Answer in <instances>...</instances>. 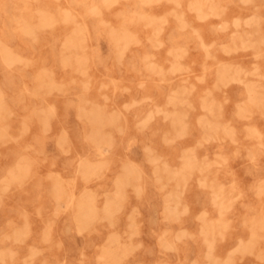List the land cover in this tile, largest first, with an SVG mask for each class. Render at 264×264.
Listing matches in <instances>:
<instances>
[{"label":"rangeland","instance_id":"1","mask_svg":"<svg viewBox=\"0 0 264 264\" xmlns=\"http://www.w3.org/2000/svg\"><path fill=\"white\" fill-rule=\"evenodd\" d=\"M0 44V264H264V0H0Z\"/></svg>","mask_w":264,"mask_h":264},{"label":"bare ground","instance_id":"2","mask_svg":"<svg viewBox=\"0 0 264 264\" xmlns=\"http://www.w3.org/2000/svg\"><path fill=\"white\" fill-rule=\"evenodd\" d=\"M252 1H253V0H252ZM206 14H207V13H206ZM41 16H42V15H41ZM63 19H64V18H63ZM186 23H187V22H186ZM225 26H227V25H225ZM225 26H224V27H225ZM37 28H38V27H37ZM39 28H41V27H39ZM26 29L28 30V28H26ZM223 29H224V28H223ZM29 31H30V30H29ZM27 33H28V31H27ZM29 33H32V32L30 31ZM31 35H32V34H31ZM120 38H121V37H120ZM130 38H131V37H130ZM73 41H74V40H73ZM158 41H159V40H158ZM3 44H4V43H3ZM3 44H0V45H2L0 48H2V47L4 46V48H2V49H5L6 44H5V45H3ZM102 46H104V45H102ZM105 46H106V45H105ZM210 46H211V45H210ZM7 48H9V47H7ZM101 48H102V47H101ZM2 49H1V51L3 52ZM6 50H7V49H6ZM9 50H10V48H9L8 51L5 52V53L8 54ZM105 50H106V49H105ZM178 50H179V49H178ZM4 51H5V50H4ZM11 51H12V50H11ZM5 53H4V54H5ZM9 53H10V52H9ZM12 53H13V52H12ZM2 54H3V53H2ZM13 54H15V53H13ZM13 54H11V55H13ZM8 55H9V54H8ZM2 56H4V55H2ZM9 56H10V55H9ZM9 56L6 55V57H9ZM13 57H14V56H13ZM24 58H25V57H24ZM3 59H4V58H3ZM5 59H7V58H5ZM19 59H21V58H19ZM118 59H119V58H118V56H117V60H118ZM27 60H28V59H27ZM29 60H30V59H29ZM29 60H28V61H29ZM120 60H121V59H120ZM120 60H118V61H120ZM69 61H70V60H69ZM23 62H25V60H23ZM27 64H28V63H27ZM9 66H10V64H9ZM24 67H25V64H24ZM10 69H11V68H10ZM228 79H229V78H228ZM50 80H51V79H50ZM51 82H52V80H51ZM40 83H41V82H40ZM45 84H46V83H45ZM48 84H49V83H48ZM46 85H47V84H46ZM42 86H43V85H42ZM44 86H45V85H44ZM45 87L47 88V86H45ZM36 88H37V87H36ZM48 88H49V87H48ZM34 89H35V88H34ZM38 89H40V88H38ZM43 89H44V88H43ZM47 90H49V89H47ZM53 90H54V88H53ZM45 92H46V91H45ZM47 93H48V92H47ZM0 96H1V95H0ZM1 98H3V96H1ZM159 111H160V110H159ZM100 114H101V111H100ZM102 114H103V111H102ZM102 114H101V116H104V115H102ZM114 115H115V114H114ZM99 116H100V115H99ZM101 116H100V118H101ZM148 116H149V115H148ZM94 117H95V119H96V116H94ZM105 117H106V116H105ZM110 117H111V116H110ZM117 117H118V116H117ZM100 118H99V119H100ZM107 118H108V117H107ZM107 118H106V120H107ZM112 119H113V118H112ZM91 120H92V119H91ZM102 120H103V121H102L101 124H103L104 121H105V120H104V117H103ZM109 120H110V119H109ZM116 120H117V119H116ZM50 122H51V120H50ZM105 122H107V121H105ZM113 122H114V119H113ZM118 122H119V120H118ZM98 123H99V122H98ZM94 124H95V123H94ZM96 124H97V123H96ZM99 124H100V123H99ZM99 124H97V125H99ZM111 124H112V123H111ZM111 124H110V125H111ZM110 125L106 124V128H107V126L111 127ZM118 125H119V124H118ZM101 126H102V125H101ZM113 126H114V125H113ZM95 127H96V125H95ZM116 127H119V126H116ZM121 127H122V126H121ZM121 127H119L117 130H119V129L121 130ZM96 128H97V127H96ZM114 128H115V127H114ZM94 130H95V129H94ZM94 130H93V131H94ZM115 130H116V129H115ZM120 130H119V131H120ZM47 131H50V130H47ZM95 131H96V130H95ZM97 131L100 133V130H97ZM123 131H124V130H123ZM104 132H105V131H104ZM120 132H121V131H120ZM94 133H95V132H94ZM99 133H98V134H99ZM117 133H118V132H117ZM123 133H124V132H123ZM91 134H92V133H91ZM99 135H100V134H99ZM186 135H187V134H186ZM94 136H97V135H94ZM103 136H105V135H103ZM98 137H99V136H97V137H95V138H94V137H90V138H94L93 140H96ZM106 137L108 138V141H109V139H110L109 137H110V136H109V137L106 136ZM112 137H113V136H111V138H112ZM60 138H62V137H60ZM102 139H104V137H103ZM93 140H92V141H93ZM98 140H99V139H98ZM110 140H111V139H110ZM91 143H92V142H91ZM109 143H111V142L109 141ZM60 144H62V143H60ZM92 144H93V143H92ZM96 144H97V143H96ZM112 144H113V142H112ZM112 144H111V145H112ZM114 144H115V143H114ZM49 145H50V144H49ZM93 145H95V144H93ZM99 145H101V144L99 143ZM111 145H110V146H111ZM101 146H102V145H101ZM101 146H99L98 148H100ZM105 146H106V145H105ZM110 146H109V147H110ZM47 147H49V146H47ZM50 147H51V145H50ZM94 147H95V146H94ZM107 148H108V147H107ZM110 148H112V146H111ZM136 148H137V147H136ZM47 150H48V149H47ZM51 150H52V148H51ZM51 150H50V151H51ZM132 150L134 151V149H132ZM52 151H53V150H52ZM65 151H66V150H65ZM155 151H156V150H155ZM134 152H135V151H134ZM88 154H89V152H88ZM248 154H249V153H248ZM183 156H184V155H183ZM251 157H252V156H251ZM149 158H150V157H149ZM156 159H160V157H159V158L157 157ZM148 161H149V160H148ZM86 162H87V161H86ZM86 162H85V163H86ZM153 162H154V161H153ZM85 163H83V165H87V164H85ZM87 163H88V162H87ZM149 163H150V161H149ZM164 163H165V162H164ZM88 164H90V165L93 166V164H91V163H88ZM98 164H99V163H98ZM129 164H130V163H129ZM95 165H97V164H95ZM124 165H125V164H124ZM130 165H131V164H130ZM97 166H98V165H97ZM100 166H101V165H100ZM125 166H127V165H125ZM167 166H168V164H167ZM85 167H87V166H85ZM98 167H99V166H98ZM133 167H134V164H133ZM168 167H169V166H168ZM16 168H18V167H16ZM83 168H84V166H83ZM122 168H123V167H122ZM126 168H127V167H126ZM130 168H131V166H130ZM170 168H172V167L170 166ZM84 169H86V168H84ZM99 169H101V168L99 167ZM131 169H132V168H131ZM131 169H130V170H131ZM133 169H135V168H133ZM133 169L131 170V172L133 171ZM137 169H138V168H137ZM137 169H135V170H137ZM164 169H165V168H163L162 170L164 171ZM167 169H169V168H167ZM202 169H203V168H202ZM87 170H88L87 172H89V170H91V166H90V168H89V166H88V169H87ZM93 170H94V169H93ZM101 170H103V168H102ZM154 170H155V169H154ZM156 170H158V169L156 168ZM170 170H171V169H170ZM170 170H169V172H170ZM128 171H129V168H128ZM128 171H126V172H128ZM138 171H139V169H138ZM163 171H162V172H163ZM98 172H99V171H98ZM131 172H130V174H127V175H128V176H129V175L131 176V174H133L134 171H133V173H131ZM156 172H158V171H156ZM171 172H173V171L171 170ZM171 172H170V173H171ZM174 172H175V169H174ZM174 172H173V173H174ZM89 173H90V172H89ZM139 173H140V171H139ZM160 173H161V171H160ZM170 173H169V175H168L169 177L171 176ZM93 174H94V173H93ZM123 174H124V172L122 173V175H123ZM155 174H156V173H155ZM167 174H168V172H167ZM167 174H166V175H167ZM87 175H88V173H87ZM91 175H92V174H91ZM94 175H96V173H95ZM127 175H125V176H127ZM138 175H139V174H138ZM141 175H142V174H141ZM156 175H157V174H156ZM161 175H162V174H161ZM161 175H160V177H161ZM88 176H89V175H88ZM88 176H87V177H88ZM96 176H98V175H96ZM134 176H135V175H134ZM157 176H158V175H157ZM168 176H167V177H168ZM118 177H119V176H118ZM123 177H124V175H123ZM123 177L120 176L119 180L122 179ZM160 177H158V178H160ZM3 178H4V177H2V179H3ZM5 178H6V177H5ZM17 178H18V177H17ZM128 178H129V177H128ZM162 178L165 179L164 177H162ZM170 178H171V177H170ZM172 178H173V177H172ZM18 179H19V178H18ZM88 179H89V177H88ZM160 179H161V178H160ZM173 179H174V178H173ZM89 180H90V179H89ZM128 180H129V179H128ZM128 180L126 179V181H128ZM165 180H166V179H165ZM183 180H184V178H183ZM126 181H125V182H126ZM137 181H139V176H138V180H137ZM156 181H157V179H156ZM161 181H163V180H161ZM169 181H171V180H169ZM169 181H168V182H169ZM125 182H124V183H125ZM159 182H160V181H159ZM177 182H178V181H177ZM115 183H117V182H115ZM119 183H120V182H119ZM119 183H118V185H122V183H120V184H119ZM136 183H137V182H136ZM179 183H180V182H179ZM163 184H164V183H163ZM165 184L167 185V184H169V183L166 182ZM165 184H164V185H165ZM118 185H117V186H118ZM177 185H178V184H177ZM137 186H138V185H137ZM140 186H141V185H140ZM167 186H168V185H167ZM174 186H175V185H174ZM118 187H120V190L123 191V189H122L121 186H118ZM130 187H131V186H130ZM141 187H142V186H141ZM161 187H162V186H161ZM135 188H136V187H135ZM135 188H134V190H135ZM137 188H138V187H137ZM137 188H136V189H137ZM159 188H160V187H159ZM163 188H164V187H163ZM173 188L175 189V187H173ZM173 188H171V189L174 190ZM89 189H90V188H89ZM124 189H125V188H124ZM132 189H133V188H132ZM142 189H143V188H142ZM224 189H225V188H224ZM51 190H52V189H51ZM134 190H133V191H134ZM137 190H138V189H137ZM175 190H176V189H175ZM179 190H180V189H179ZM179 190H176V191H179ZM49 191H50V190H49ZM55 191H56V190H55ZM59 191H60V190H59ZM122 191H121L120 193H123ZM176 191H175V193H176ZM63 192H64V191H63ZM92 192H93V191H92ZM106 192H107V191H106ZM113 192H115V194H116V193H117V190H116V191H113ZM136 192H137V191H136ZM58 193H59V192H58ZM140 193H142V191H141ZM140 193H139V194H140ZM170 193H171V192L169 191V195H170V198H171V194H170ZM172 193H173V191H172ZM66 194H67V193H66ZM123 194H124V193H123ZM123 194H122V196H123ZM217 194H218V193H217ZM57 195H58V194H57ZM59 195H60V194H59ZM59 195H58V196H59ZM88 195H94V194L91 193V194H88ZM106 195H107V194H106ZM120 195H121V194H120ZM58 196L55 195L54 198H55V199H56V197L59 198ZM94 196H96V195H94ZM108 196H109V195H108ZM125 196H126V195H125ZM140 196H141V195H140ZM175 196H176V194H175ZM181 196H182V191H181ZM61 197H62V196H61ZM116 197H117V196H116ZM62 198H63V197H62ZM84 198H85V197H83L82 199H84ZM86 198H87V197H86ZM94 198H95V197H94ZM112 198H113V197H112ZM118 198H121V197H118ZM139 198H140V197H139ZM178 198H180V197H178ZM87 199H88V198H87ZM90 199H91V198H90ZM113 199H115V198H113ZM113 199H110V200H111V203H112V202L114 203V200H113ZM165 199H166V198H165ZM171 199H172V198H171ZM84 200L86 201V199H84ZM110 200H109V203H110ZM168 200H169V199H168ZM174 200H175V199H173V200H171V201H174ZM177 200H178V199H177ZM81 201L84 203L83 200H81ZM93 201H94V200H93ZM117 201H118V200H117V198H116V201H115V202H117ZM175 201H176V200H175ZM78 202H79V201H78ZM113 203H112V204H113ZM120 203H121V202H120ZM170 203H172V202H170ZM175 203H176V205H177V201H176ZM181 203H182V202H181ZM91 204H92V202H91ZM115 204H116V203H115ZM117 204H119V202H117ZM121 204H122V203H121ZM183 204H184V203H183ZM223 204H224V203H223ZM81 205H82V204H81ZM81 205H80L78 208H81V207H82V208H81V212H82L83 205H82V206H81ZM122 205H124V204H122ZM186 205H187V204H186ZM77 206H78V205H77ZM109 206H110L111 209H112L111 204L108 205V208H110ZM118 206H119V205H117L116 208H117ZM167 206H168V205H167ZM170 206H171V205H170ZM184 206H185V205H184ZM187 206H188V205H187ZM53 208H54V207H53ZM106 208H107V207H106ZM113 208H115V207H113ZM136 208H137V207H136ZM89 209L91 210V208H89ZM96 209H97V208H96ZM119 209H120V206H119ZM164 209H166V207H165ZM173 209H175V208H173ZM173 209H172V210H173ZM177 209H178V208H177ZM184 209H185V208H184ZM55 210H56V209H55ZM57 210H58V209H57ZM105 210H106V209H105ZM167 210H168V208H167ZM170 210H171V209H170ZM179 210H180V209H178L177 211H179ZM96 211H97V213H98V210H96ZM102 211H103V209H102ZM106 211H107V213L110 212V210L108 211V209H107ZM111 211H112V210H111ZM173 211H175V210H173ZM81 212H79V214H81ZM131 212L133 213L134 211H131ZM135 212H136V210H135ZM165 213H166V212H165ZM168 213H169V211H168ZM172 213H173V212H172ZM180 213H181V212H180ZM57 214H58V213H57ZM57 214H56L55 216H57ZM86 214H87V213H86ZM102 214H103V213H102ZM116 215H117V214H116ZM130 215H131V214H130ZM168 215H169V214H167L166 216L169 217ZM176 215H178V214L176 213ZM176 215H175V217H177ZM180 215H181V214H180ZM180 215H178V217H179ZM77 216H78V213H77ZM79 216H80V219H82V217H84V215L82 216V214L79 215ZM81 216H82V217H81ZM87 216H88V215H86L85 217H87ZM97 216H98V215H97ZM103 216H104V214H103ZM137 216H138V215H137ZM99 217H101V216H98V218H99ZM127 217H128V216H127ZM135 217H136V216H135ZM170 217H171V216H170ZM178 217H177V218H178ZM88 218H90V217H88ZM102 218H103V217H102ZM114 218H115V216H114ZM80 219H79V220H80ZM99 219H100V218H99ZM179 219H180V218H179ZM48 220H49V219H48ZM102 220H104V219H102ZM102 220H101V221H102ZM128 220H129V219H128ZM133 220H134V219H133ZM133 220H132V221H133ZM97 221H98V220H97ZM113 221H114V219H113ZM172 221H173V220H172ZM172 221H171V222H172ZM107 222H108V221H107ZM70 223H71V222H70ZM94 223H95V222H94ZM205 223H207V221H206ZM137 224H138V223H137ZM71 225H72V223H71ZM78 225H80V223H79ZM93 225H94V224H93ZM128 225H129V224H128ZM80 226H81V225H80ZM110 226H111V225H110ZM129 226H130V225H129ZM129 226H128V227H129ZM78 227H79V226H78ZM91 227H92V226H90V229H91ZM135 227H136V226H135ZM81 229H82V228H81ZM129 229H130V228H129ZM22 230H23V227L21 228V231H22ZM84 230H86V229H84ZM165 230H167V229H165ZM24 231H25V229H24ZM81 231H82V230H81ZM89 231H90V230H89ZM163 231H164V230H163ZM17 232H18V231H17ZM164 232H165V231H164ZM23 233H24V232H23ZM110 233H111V232H110ZM113 233H116V232H113ZM117 233H118V232H117ZM165 233H166V232H165ZM108 234H109V233H108ZM127 234H129V233L127 232ZM138 234H139V233H138ZM163 234H164V233H163ZM119 235H120V234H119ZM137 236H138V235H137ZM164 236H167V235L164 234ZM180 236H181V235L179 234V237H180ZM21 239H22V240H23V239L25 240V238H23V237H22ZM127 239H128V238H127ZM160 239H161V238H160ZM210 239H211V238H210ZM24 240H23V241H24ZM129 241H130V240H129ZM169 241H171V240H168V242H169ZM208 241H209V239H208ZM104 242H105V241H104ZM160 242H161V240H160ZM211 242H212V241H211ZM126 243H127V242H126ZM132 243H133V242H132ZM138 243H139V242H138ZM162 243H163V242H162ZM173 243H174V242H173ZM119 244H120V243H119ZM129 244H130V243H129ZM140 244H141V243H140ZM169 244H170V243H169ZM174 244H175V243H174ZM32 245H33V244H32ZM104 245H105V243H104ZM104 245H102V246H104ZM121 245H122V244H121ZM137 245H138V244H137ZM137 245H134V246H137ZM167 245H168V244H167ZM36 246H37V245H36ZM138 246H139V245H138ZM161 246H162V245H161ZM34 247H35V246H33V248H34ZM167 247H168V246H167ZM172 247H173V246H172ZM105 248H106V245H105ZM105 248H104V249H105ZM136 248H137V247H136ZM164 248H165V247H164ZM170 248H171V247H170ZM38 249L40 250V248H38ZM102 249H103V247H102ZM104 249H103V250H104ZM107 249H108V247H107ZM126 249H128V248H126ZM174 249H175V248H174ZM2 250H3V249H2ZM103 250H102V251H103ZM119 250H120V247H119ZM247 250H248V249H246V251H247ZM246 251H245V253H246ZM35 252H36V251H35ZM39 252H40V251H39ZM104 252H105V251H104ZM104 252H103V253H104ZM105 253H107V252H105ZM129 253H130V252H129ZM241 253H242V252H241ZM247 253H248V252H247ZM101 255H102V252H101ZM101 255H100V256H101ZM129 255H130V254H129ZM103 256H104V254H103L101 257L103 258ZM98 257H99V256H98ZM98 257H97V258H98ZM108 257H109V255H108ZM108 257H107V258H108ZM110 257H111V256H110ZM231 257H233V256H230V258H231ZM107 258H105V259H107ZM126 258H127V257H126ZM103 259H104V258H103ZM103 259H101V260H103ZM105 259H104V260H105ZM108 259H110V258H108ZM232 259H233V258H232ZM234 259H235V258H234ZM234 259H233V260H234ZM44 260H46V259H44ZM104 260H103V262H104ZM214 260H215V259H214ZM228 260H229V259H228ZM105 261H106V260H105ZM110 261H111V259H110ZM110 261H108V262H110ZM120 261H121V260H120ZM120 261H119V262H120ZM217 261H218V260H217ZM234 261H235V260H234ZM28 262H29V260H28ZM119 262H118V263H119ZM162 262H164V261H162ZM230 262H231V261H230ZM26 263H27V261H26ZM45 263H46V261H45ZM111 263H112V262H111ZM111 263H110V264H111ZM114 263H115V262H114ZM114 263H113V264H114ZM116 263H117V262H116ZM232 263H233V262H232ZM54 264H56V263H54ZM60 264H62V263H60ZM105 264H107V263L105 262ZM108 264H109V263H108ZM136 264H137V263H136ZM139 264H140V263H139ZM216 264H219V263H216Z\"/></svg>","mask_w":264,"mask_h":264}]
</instances>
